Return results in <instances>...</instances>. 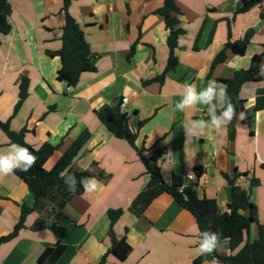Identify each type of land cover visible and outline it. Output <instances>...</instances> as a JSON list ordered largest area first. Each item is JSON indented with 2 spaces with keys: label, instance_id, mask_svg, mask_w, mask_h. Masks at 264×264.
<instances>
[{
  "label": "crops",
  "instance_id": "1",
  "mask_svg": "<svg viewBox=\"0 0 264 264\" xmlns=\"http://www.w3.org/2000/svg\"><path fill=\"white\" fill-rule=\"evenodd\" d=\"M175 2L180 11L174 52L178 63L159 83L155 79L168 57V32L156 14L161 0H72L67 13L84 34L95 71L82 73L77 85L69 87L57 79L61 63L55 55L64 25L62 0H9L10 31L0 35V121L12 132L24 131L23 139L33 149L44 143L57 147L45 170H51L71 143L88 131L71 170L89 173L98 188L71 198L64 209L67 219L58 227L33 230L38 216L30 213L17 236L0 244V264H40L43 251L57 245L64 250L54 264H98L110 246V209L122 210L113 230L117 238L126 235L131 250L125 261L108 255L105 264H195L200 257L201 264H211L198 251L194 218L170 196H158L141 216L129 211L149 177L135 149L115 138L96 116L122 99L127 100L125 113L129 130L136 135L135 146L143 145L144 155L155 159L165 183L173 174L185 177L201 167L203 173L194 181L198 197L216 200L226 212L231 199L228 180H233L249 191L258 223L264 225V111L253 113L250 125L243 122V114L235 115L222 134L209 129L196 140L186 136L184 126L191 120H207V106L175 110L185 84L199 92L208 80L217 82L247 69L252 56L262 51L264 0L244 13H237L240 0ZM248 30L253 36L245 55L227 51L226 60L211 68L228 33L234 42ZM260 75L261 81L241 88L246 111L253 109L256 91L264 89V74ZM22 79L28 81V93L14 112ZM10 145L0 130V151ZM33 203L15 173L0 177V238L12 232L21 209H30ZM256 238L257 225L252 224L246 239ZM218 253L232 254L226 240Z\"/></svg>",
  "mask_w": 264,
  "mask_h": 264
},
{
  "label": "trees",
  "instance_id": "2",
  "mask_svg": "<svg viewBox=\"0 0 264 264\" xmlns=\"http://www.w3.org/2000/svg\"><path fill=\"white\" fill-rule=\"evenodd\" d=\"M71 1L62 0L61 10L64 14V25L61 34V48L55 55L59 57L61 63L57 72V79L67 82L69 87H75L80 75L85 72H94L95 67L83 32L76 21L67 13V7ZM161 1L162 6L156 11V14L162 17L164 29L168 32L166 39L168 57L162 73L155 79L159 83L163 82L165 74L173 71L178 63L174 52L177 36L179 35V30L176 28L179 23L177 16L180 14L175 0ZM240 1L241 6L237 9V13L248 11L261 0ZM10 13L9 0H0V35H6L10 31L8 22ZM252 36L253 31L248 30L241 40L231 42L230 33H228L229 40L215 56L211 68L226 60L227 51L237 56L245 55ZM261 47L262 51L252 56L247 69L234 72L231 78L217 80L226 88L228 96L236 109V115L243 114V122L247 125H250L253 113L264 111V89L256 91L254 106L251 111L245 110V101L240 98V91L244 84L262 80L260 64L264 61V44ZM53 55L50 54V56ZM27 93L28 81L22 79L19 84L18 101L14 107V112L26 99ZM119 104L120 102H116L105 106L96 112V116L115 138L126 141L135 149L143 162L145 173L149 177L145 188L133 199L129 211L136 217L141 216L154 199L160 195H168L178 206L194 218L199 240L200 232L211 231L220 233V243L225 240L228 242L229 249L232 252L231 255L221 256L217 248L212 254H206V259H215L219 264H264V225L258 223L257 210L250 201L249 191L235 186L234 181L227 178L231 185V199L227 205V211L221 212L216 200L198 197L195 191L197 183H189L185 177L176 174L171 176L169 183H165L161 178L157 162L151 161L149 157L144 155L146 150L143 145L139 148L135 146L136 135L129 130L128 117L126 113H121ZM0 130L6 134L11 144L22 145L38 157L35 166L30 171H15L16 176L26 185L28 192L32 195L34 203L30 209L24 207L21 209L20 217L12 232L0 238V244H2L17 236L19 231L24 228L25 220L30 213H36L38 216L32 227L33 230L58 227L67 219L64 212L67 203L74 196L82 195L84 192L79 185L75 193L69 192L62 174L68 172L74 174L78 179L92 176L84 171L71 170L72 162L90 136L88 131L81 133L71 143L51 170H45V163L57 147L44 143L40 148L33 149L25 143L23 139L24 131L12 132L9 130L8 124L1 121ZM202 173L203 168H194L196 179ZM242 212H247V215L242 214ZM122 214L121 209H110L107 212L110 246L98 264H105L108 255H112L123 262L131 250L126 241V235L117 238L113 230ZM252 224L257 225V238L249 242L246 237ZM125 232H127V229ZM63 250L64 246L61 245L48 248L40 255L38 262L40 264H54L63 253ZM201 260L202 257L198 258L195 260V264H201Z\"/></svg>",
  "mask_w": 264,
  "mask_h": 264
},
{
  "label": "clouds",
  "instance_id": "3",
  "mask_svg": "<svg viewBox=\"0 0 264 264\" xmlns=\"http://www.w3.org/2000/svg\"><path fill=\"white\" fill-rule=\"evenodd\" d=\"M261 74H264V64L260 66ZM197 104L207 106L208 119L191 120L185 124L184 130L187 137L199 139L206 130H213L222 134L236 115V109L228 96L224 86L215 80H208L206 87L197 92L192 84L183 86L182 99L175 105V110L185 111L194 108ZM38 157L28 148L12 143L6 150L0 151V177L14 174L16 170L28 172L35 166ZM63 180L69 192L75 193L77 186L83 188L84 192L92 193L98 188V181L94 177L78 179L74 174L65 172ZM200 254H212L220 244V233L203 231L199 233ZM211 264H218L213 259Z\"/></svg>",
  "mask_w": 264,
  "mask_h": 264
},
{
  "label": "built area",
  "instance_id": "4",
  "mask_svg": "<svg viewBox=\"0 0 264 264\" xmlns=\"http://www.w3.org/2000/svg\"><path fill=\"white\" fill-rule=\"evenodd\" d=\"M126 104H127V100L126 99H122L120 101L119 108H120L121 113H125ZM185 179L187 181L194 182V181H196V176L194 174H188V175L185 176Z\"/></svg>",
  "mask_w": 264,
  "mask_h": 264
},
{
  "label": "water",
  "instance_id": "5",
  "mask_svg": "<svg viewBox=\"0 0 264 264\" xmlns=\"http://www.w3.org/2000/svg\"><path fill=\"white\" fill-rule=\"evenodd\" d=\"M153 162H155V159H151Z\"/></svg>",
  "mask_w": 264,
  "mask_h": 264
}]
</instances>
